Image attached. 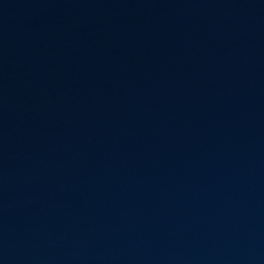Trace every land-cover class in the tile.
Wrapping results in <instances>:
<instances>
[{
    "label": "water",
    "instance_id": "obj_1",
    "mask_svg": "<svg viewBox=\"0 0 264 264\" xmlns=\"http://www.w3.org/2000/svg\"><path fill=\"white\" fill-rule=\"evenodd\" d=\"M0 264H264V0H0Z\"/></svg>",
    "mask_w": 264,
    "mask_h": 264
}]
</instances>
